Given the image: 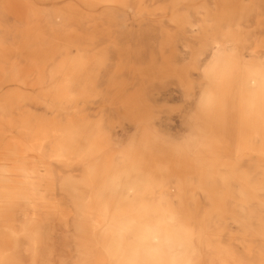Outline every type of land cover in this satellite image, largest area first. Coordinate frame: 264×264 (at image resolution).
<instances>
[{
    "label": "rangeland",
    "instance_id": "obj_1",
    "mask_svg": "<svg viewBox=\"0 0 264 264\" xmlns=\"http://www.w3.org/2000/svg\"><path fill=\"white\" fill-rule=\"evenodd\" d=\"M0 264H264V0H0Z\"/></svg>",
    "mask_w": 264,
    "mask_h": 264
}]
</instances>
